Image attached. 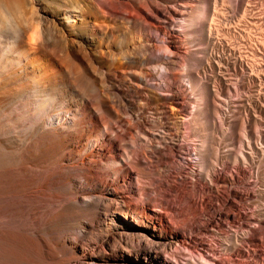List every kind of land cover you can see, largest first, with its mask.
Wrapping results in <instances>:
<instances>
[{
    "label": "bare ground",
    "instance_id": "obj_1",
    "mask_svg": "<svg viewBox=\"0 0 264 264\" xmlns=\"http://www.w3.org/2000/svg\"><path fill=\"white\" fill-rule=\"evenodd\" d=\"M240 4L246 13L248 0ZM216 6L0 0V264L217 263L188 246L187 223L165 225L149 167L156 156L158 171L170 172L168 150L185 136L174 106L184 79L201 177L213 153L204 148L215 136L221 65L251 69L248 53L219 37Z\"/></svg>",
    "mask_w": 264,
    "mask_h": 264
},
{
    "label": "rangeland",
    "instance_id": "obj_2",
    "mask_svg": "<svg viewBox=\"0 0 264 264\" xmlns=\"http://www.w3.org/2000/svg\"><path fill=\"white\" fill-rule=\"evenodd\" d=\"M230 1H233L231 5ZM244 1L247 0H215L221 15L222 29L220 28L219 37L222 40L229 39L233 47L236 46L237 55L241 50L248 53L246 59L251 69L245 72L251 73L249 76L238 68L221 65L226 79L218 81L219 109L215 113L214 143L211 141L205 144L206 147L203 146L205 151L213 149V153L211 152L212 157L204 158L201 177L194 171L197 170V143L186 119L194 110V102L184 79L179 85L178 93L181 94L179 93L174 106L176 105L175 110L183 121L176 128L181 127L185 136L183 140L171 145V148L166 146L170 148L169 157L173 161L168 175L158 171L160 167H164L161 158L159 160L154 156L149 166L155 172L152 179L154 191L163 197L167 205L166 208H160L165 225L172 228L175 220L187 223L186 229L191 240L188 246L195 250L193 251L198 257L203 254L209 260L217 262L216 264H264V0H248L249 11L246 13L240 4ZM225 23L233 29L232 35L226 36L223 33ZM159 78L161 77L153 78V84L163 89L158 84ZM224 83L230 84L229 89H225ZM150 119H153L152 124L161 129V123L154 116ZM176 128L172 129L174 135L182 132ZM211 143L214 148L210 146ZM180 145L184 147L183 152ZM236 233L239 237H236ZM235 238H239L236 239V244L231 243V239L235 241ZM225 239H230V244Z\"/></svg>",
    "mask_w": 264,
    "mask_h": 264
}]
</instances>
